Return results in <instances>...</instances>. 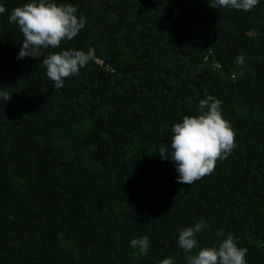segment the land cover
Returning <instances> with one entry per match:
<instances>
[{"label": "trees", "instance_id": "obj_1", "mask_svg": "<svg viewBox=\"0 0 264 264\" xmlns=\"http://www.w3.org/2000/svg\"><path fill=\"white\" fill-rule=\"evenodd\" d=\"M29 0H0V264H186L178 229L201 218L264 264V0L251 11L208 0H57L85 27L60 48L96 59L55 89L41 59H17L8 21ZM244 57V62L237 60ZM210 94L236 148L191 185L157 152ZM147 235L140 256L130 241ZM135 253V255H134Z\"/></svg>", "mask_w": 264, "mask_h": 264}, {"label": "clouds", "instance_id": "obj_2", "mask_svg": "<svg viewBox=\"0 0 264 264\" xmlns=\"http://www.w3.org/2000/svg\"><path fill=\"white\" fill-rule=\"evenodd\" d=\"M213 9L229 8L239 11H251L259 0H208ZM6 9L0 5V14ZM78 9L71 3H58L57 0H29L22 6L14 7L8 21L15 24L22 33L21 48L17 59L32 57L41 59V67L46 69V76L53 82L55 89L64 87V81L79 75L80 70L95 61V49L87 51L65 48L43 55L42 50L60 48L65 40L71 41L85 27L86 17L77 15ZM240 63L243 56H238ZM10 92L0 88V99L9 100ZM223 101L213 95L205 94L199 100V113L184 115L181 121L170 129L167 143H161L158 153L162 160L175 163L176 182L191 185L210 175L217 162L226 159L236 148V132L226 120L222 111ZM207 222L201 218L188 227L178 229V247L184 253L186 264H247V248L238 246V238L232 233L225 235L221 228L217 237H223L217 244L201 246L197 234L207 228ZM131 248L138 249L140 256H145L150 247L147 235L133 238ZM135 255V253H134ZM159 264H176L175 259L166 257Z\"/></svg>", "mask_w": 264, "mask_h": 264}]
</instances>
